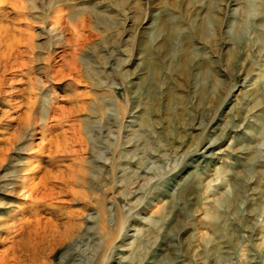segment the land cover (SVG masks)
<instances>
[{
	"label": "rangeland",
	"instance_id": "1",
	"mask_svg": "<svg viewBox=\"0 0 264 264\" xmlns=\"http://www.w3.org/2000/svg\"><path fill=\"white\" fill-rule=\"evenodd\" d=\"M40 262L264 264V0H0V264Z\"/></svg>",
	"mask_w": 264,
	"mask_h": 264
},
{
	"label": "bare ground",
	"instance_id": "2",
	"mask_svg": "<svg viewBox=\"0 0 264 264\" xmlns=\"http://www.w3.org/2000/svg\"><path fill=\"white\" fill-rule=\"evenodd\" d=\"M256 8V7H255ZM255 10V9H254ZM252 12H255V11H252ZM262 57V56H261ZM31 132H33L32 130H29L28 133L31 134ZM31 136H33V134H31ZM210 147V146H209ZM206 153V152H205ZM104 237V235L102 236ZM39 264H44L43 262H40Z\"/></svg>",
	"mask_w": 264,
	"mask_h": 264
}]
</instances>
